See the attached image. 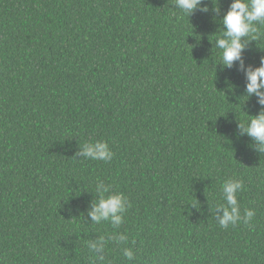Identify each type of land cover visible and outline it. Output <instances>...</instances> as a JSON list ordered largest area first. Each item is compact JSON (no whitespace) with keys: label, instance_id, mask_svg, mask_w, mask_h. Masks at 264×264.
<instances>
[{"label":"trees","instance_id":"trees-1","mask_svg":"<svg viewBox=\"0 0 264 264\" xmlns=\"http://www.w3.org/2000/svg\"><path fill=\"white\" fill-rule=\"evenodd\" d=\"M232 2L0 0V264H264V144L240 127L264 111V25L225 67ZM97 140L110 161L77 155ZM229 179L255 215L224 229ZM100 181L128 199L120 226L89 215Z\"/></svg>","mask_w":264,"mask_h":264},{"label":"clouds","instance_id":"clouds-1","mask_svg":"<svg viewBox=\"0 0 264 264\" xmlns=\"http://www.w3.org/2000/svg\"><path fill=\"white\" fill-rule=\"evenodd\" d=\"M201 0H176V7L186 14L193 12ZM207 10L206 8L204 9ZM225 31L223 36L216 40V47L222 50L221 61L225 67L231 68L234 61L241 60V54L245 44L241 42L242 37L249 36L257 32V24L264 25V0H233L230 10L223 17ZM241 67L243 62L241 61ZM247 84L246 91L249 95H255L257 102L264 106V58L261 59V66L255 69L249 67L246 70ZM242 132L254 138L257 142L264 144V111L247 122V127L240 125ZM85 159L97 161H110L114 153L111 151L108 142L97 140L85 143L81 151L77 154ZM111 186L105 187V183L100 181L96 184L95 190L100 193L99 203L89 212L92 221L100 224L101 220L111 217L113 224L120 226L124 222V213L130 204L123 193H112L104 196ZM241 180L229 179L222 184L223 199L226 204L217 206L216 217L219 225L227 229L230 225H236L243 219L245 223L252 220L255 215L254 210L245 209L241 216L240 204L237 194L243 190ZM219 210V212H217ZM110 239L116 242L127 241V236L117 234ZM89 250L96 255V258L103 260L98 252L104 251V243L88 245ZM124 255L128 260H133L135 254L132 249L125 248Z\"/></svg>","mask_w":264,"mask_h":264}]
</instances>
